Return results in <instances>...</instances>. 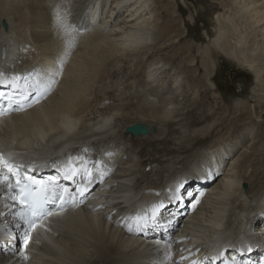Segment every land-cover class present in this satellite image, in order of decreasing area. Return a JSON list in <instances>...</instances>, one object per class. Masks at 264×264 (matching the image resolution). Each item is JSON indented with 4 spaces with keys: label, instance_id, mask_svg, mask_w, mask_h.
Segmentation results:
<instances>
[{
    "label": "bare ground",
    "instance_id": "obj_1",
    "mask_svg": "<svg viewBox=\"0 0 264 264\" xmlns=\"http://www.w3.org/2000/svg\"><path fill=\"white\" fill-rule=\"evenodd\" d=\"M226 1L234 13L245 12L264 40V0ZM58 12L79 29L71 49ZM183 24L171 0H0V72L43 79L63 64L46 98L0 117V153L26 168L47 166L43 173L55 177L80 156L111 171L92 209L66 208L32 232L27 259L16 209L4 206L7 193L0 191V264H192L204 257L211 264L232 241L240 245L232 254L245 264H264V140L249 131L261 120L263 87L254 112L246 107L232 125L216 128L209 144L191 148L209 130L189 131L192 114L180 120L189 109L174 111L195 89L188 80L193 65L186 60L188 69L177 71L171 64L186 34ZM225 40L219 35L213 44L260 72L256 60ZM205 60L211 75L215 66ZM160 144L168 156H159ZM152 148L156 153L148 155ZM159 198L166 200L162 225L171 221L166 227L176 229L173 242L160 237L163 227L138 235L122 229V211Z\"/></svg>",
    "mask_w": 264,
    "mask_h": 264
},
{
    "label": "rangeland",
    "instance_id": "obj_2",
    "mask_svg": "<svg viewBox=\"0 0 264 264\" xmlns=\"http://www.w3.org/2000/svg\"><path fill=\"white\" fill-rule=\"evenodd\" d=\"M171 1L175 15L184 22L186 32L177 52L178 58L171 64L177 71L188 69L185 63L186 60L188 61L187 64L191 65L189 67L193 65V75L188 80L195 86L192 93L188 94L187 102L182 104L178 102L174 111L177 113L184 108L189 109L190 113L183 115V118L182 116L179 117L182 121L192 114L190 118L192 122L190 119L188 121L189 131L200 133L199 131L203 132V129L204 131L209 130V133L204 132L208 134L204 135L201 140L194 141V147H191L200 149L211 142L217 131H223L228 125H232L233 120L239 114H243L240 112L246 111V107L247 109L251 108L252 112L257 109L258 88L263 87L264 92V86L261 85L264 83V80H261L264 79V40L260 31L254 27L255 25L242 16L245 12L234 13L232 8H228L226 0ZM219 35L224 36V39L226 38L222 43L223 45L229 47V49L242 51L243 55L247 59L249 58L250 61L256 60L255 64L258 71H260L257 72L260 75L255 73V70L243 65L242 62L239 63L234 59H230L221 47L214 45L213 41ZM238 41L240 44L237 43ZM206 57L215 66L214 71L212 66L209 69L212 72L211 75L208 74L206 63L211 64L205 60ZM168 84L170 83L168 82ZM262 109L260 108L259 111ZM193 114H199L200 118L193 116ZM201 114H203V118H201ZM260 116L259 123L254 124L252 122L249 131L256 132L264 140V109L261 111ZM161 131H164V127L161 128ZM151 132L158 134L157 128H153ZM170 134H168V137ZM175 135L179 136L178 131L170 138H174ZM133 142L135 144L141 143L139 139H134ZM159 142H162L161 139ZM153 144L156 145L157 142ZM163 148V144L157 146L159 156L163 157L164 154L168 156V152ZM153 153H156L154 148L149 150L148 155ZM262 160L260 162L263 163L264 157ZM151 168L152 166L145 167L147 171Z\"/></svg>",
    "mask_w": 264,
    "mask_h": 264
},
{
    "label": "snow or ice",
    "instance_id": "obj_3",
    "mask_svg": "<svg viewBox=\"0 0 264 264\" xmlns=\"http://www.w3.org/2000/svg\"><path fill=\"white\" fill-rule=\"evenodd\" d=\"M57 21L63 27L67 36L68 48L71 49L75 43V34H78L79 29L74 24L66 23L60 12L57 13ZM62 67L63 64L60 65L61 70ZM61 70L48 74L43 79L39 74L35 78L31 74L8 77L0 72V85H5L10 89L7 93L0 91V115L7 114L9 110L23 111L46 98L58 82L57 78L61 75ZM33 93H35V98L29 101ZM32 171L33 169L26 168L24 165L11 163L10 158H5L4 154L0 153V191L7 193L4 206L16 209L12 215L16 220L15 227L23 231L20 250L25 253V259L28 258L26 250L31 241L32 232L37 227L46 228L43 222L48 217L63 212L69 205L82 203V198L90 192L91 188L97 182H103L108 168L101 160L85 159L80 156L71 158L60 170L59 177L38 179L31 174ZM60 179L72 181L76 186V192L70 193L67 187L59 183ZM179 187H183V184L181 183ZM169 199L171 200V197ZM165 207V202L160 201L128 217L126 224L128 230L144 231L149 227H162L161 213ZM170 223L171 221H168V224ZM170 246L169 244L168 247ZM192 264H198V262L194 260Z\"/></svg>",
    "mask_w": 264,
    "mask_h": 264
},
{
    "label": "water",
    "instance_id": "obj_4",
    "mask_svg": "<svg viewBox=\"0 0 264 264\" xmlns=\"http://www.w3.org/2000/svg\"><path fill=\"white\" fill-rule=\"evenodd\" d=\"M143 132H146V129H144Z\"/></svg>",
    "mask_w": 264,
    "mask_h": 264
}]
</instances>
